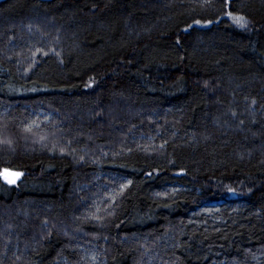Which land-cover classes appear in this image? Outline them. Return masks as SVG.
I'll return each mask as SVG.
<instances>
[{
  "label": "trees",
  "instance_id": "trees-1",
  "mask_svg": "<svg viewBox=\"0 0 264 264\" xmlns=\"http://www.w3.org/2000/svg\"><path fill=\"white\" fill-rule=\"evenodd\" d=\"M0 142V264H264V0H0Z\"/></svg>",
  "mask_w": 264,
  "mask_h": 264
},
{
  "label": "rangeland",
  "instance_id": "rangeland-1",
  "mask_svg": "<svg viewBox=\"0 0 264 264\" xmlns=\"http://www.w3.org/2000/svg\"><path fill=\"white\" fill-rule=\"evenodd\" d=\"M50 141V140H49ZM52 141V140H51ZM41 142H47V144H44V148H46L48 145H50L51 143L48 142V138H44L42 139ZM17 143V142H16ZM0 146L2 147L3 144L0 142ZM38 143L35 140H22L21 145L18 146V149H22L23 151H30V150H34V148H37ZM26 147V148H25ZM10 172L7 173L8 175V180H13V183H9L8 180H5V178L3 179L5 183L9 184V185H14L16 184L17 181V177L15 175H9ZM85 252V259H84V263L83 264H104V260L102 259V255L101 253H99L98 249L96 247H92L89 249V251L87 252L84 249ZM96 255H94V254ZM93 254V255H92ZM87 259V262H85V260ZM83 262V261H82ZM153 262L152 260L150 262H148L149 264Z\"/></svg>",
  "mask_w": 264,
  "mask_h": 264
},
{
  "label": "snow or ice",
  "instance_id": "snow-or-ice-1",
  "mask_svg": "<svg viewBox=\"0 0 264 264\" xmlns=\"http://www.w3.org/2000/svg\"><path fill=\"white\" fill-rule=\"evenodd\" d=\"M227 16H229L236 25H238L239 27H246L247 26V21L246 19L243 17V16H233L232 12H226L225 13ZM196 24H199L200 21L197 20L195 21ZM38 127V126H37ZM28 130H31V126H29V129ZM7 171V170H6ZM9 175H15V176H19L20 174L19 173H10ZM5 180H8V175H5ZM9 183H13L14 181L13 180H8ZM130 183V182H129Z\"/></svg>",
  "mask_w": 264,
  "mask_h": 264
}]
</instances>
